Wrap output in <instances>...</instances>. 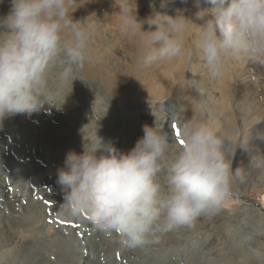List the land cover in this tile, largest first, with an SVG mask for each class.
Returning a JSON list of instances; mask_svg holds the SVG:
<instances>
[{"label": "clouds", "instance_id": "obj_1", "mask_svg": "<svg viewBox=\"0 0 264 264\" xmlns=\"http://www.w3.org/2000/svg\"><path fill=\"white\" fill-rule=\"evenodd\" d=\"M73 3L11 0L10 11L0 16V122L31 115L45 104L63 105L72 87L63 103H53L59 94L49 87L53 68H59L62 87L83 81L78 73L91 59L89 33L73 20ZM195 6L196 19L202 21L197 47L213 77L221 75L226 55L264 62V0H195ZM121 13L122 34L142 43L141 67L184 53L183 36L193 20L182 12L154 11L143 21L136 10ZM143 131L126 152L98 134L96 140L85 139L83 151H69L57 174L65 193L59 212L68 218L87 214L98 230L118 235L126 248L143 247L164 233L192 227L202 215L215 214L231 195L238 174L233 153L208 122L187 121L185 143L171 157L170 138L158 122ZM257 138L264 139V133ZM162 171L166 188L159 180Z\"/></svg>", "mask_w": 264, "mask_h": 264}, {"label": "bare ground", "instance_id": "obj_2", "mask_svg": "<svg viewBox=\"0 0 264 264\" xmlns=\"http://www.w3.org/2000/svg\"><path fill=\"white\" fill-rule=\"evenodd\" d=\"M7 7L11 9V0H0V16L10 11ZM201 23L196 19L187 27L183 36L184 53L173 58L169 68L173 72L171 79L166 76L167 71L163 72L164 86L178 93L179 100L187 107L180 117L182 123H175L173 117L177 111L164 104L161 111L147 112L143 124L132 120L130 138L137 142L144 135V126L158 122L170 138L168 156L171 157L181 146L180 140H184L183 124L191 120L208 122L226 141V147L234 155L233 169L242 170L241 176L233 179L231 195L219 211L202 215L196 220L200 223L192 227L160 235L146 249L122 246L118 235L98 230L91 221V227L84 234L80 231L79 243H88L81 264H264V208L250 201L255 200L251 196L255 194L261 196L264 205V161L257 162L264 155V141L257 138L258 131L264 127V108L259 106H264V62L226 55L221 75L217 77L210 74L206 65L204 74L197 78L202 87L216 91L214 99L208 94L196 96L189 85L183 88L187 76L180 72L186 70L190 62L195 64L198 55L202 56L197 49L201 31L198 24ZM58 72L59 68H53L49 76V87L59 92L53 103H63L72 87L60 85ZM94 73L97 74V70L86 64L78 75L84 81L98 84L102 79ZM73 85L76 87H72L59 109L45 104L31 115L17 114L0 122V177L6 162L13 164L11 176L8 173L6 180L0 179V264H63L66 248L53 246L48 232L52 227L45 203L51 191L42 182H35V174L45 176L47 155L52 158L49 164L61 167L69 151H83L85 139L96 140L97 134L103 139L109 136V130L95 122L109 115H102L105 107L101 101L77 93L79 90L89 92L90 88L84 83ZM97 113L102 116L95 117ZM173 125L180 130L179 136ZM127 142L117 149L130 151L132 142ZM159 178L165 179L164 171ZM160 182L162 187L166 185L165 181ZM243 199L251 203H244ZM56 225V230L52 229L55 237L56 232L62 231L61 225ZM107 236L119 239L120 243L111 248ZM72 240H76L74 235ZM67 245L72 251V246ZM110 249L113 261L105 259Z\"/></svg>", "mask_w": 264, "mask_h": 264}, {"label": "rangeland", "instance_id": "obj_3", "mask_svg": "<svg viewBox=\"0 0 264 264\" xmlns=\"http://www.w3.org/2000/svg\"><path fill=\"white\" fill-rule=\"evenodd\" d=\"M122 9H128L132 12L136 10L137 19L140 21L152 15L154 11L172 16H175L180 11L193 20L188 26L196 22L193 16L198 11L195 6V0H167L166 3H163V0H74L71 9L73 11L72 18L74 21L81 22L79 26L86 28L89 33L88 53L91 59L86 64L97 70V74H94L102 81L94 84L84 81L79 75L83 81L77 79L73 83H84L85 87L90 88L87 94L83 90H79L78 94L91 100L99 99L101 101L105 107L102 109V115L108 113L110 121H108L107 117H104L102 120L95 122L99 127L109 130V136L104 138V141H112L117 148L125 145L127 141V143L132 142L133 147L135 146L137 142L130 138L132 136L130 122L136 120L138 124H143L147 112L161 111L163 105L167 104V106H171L177 111V115L173 118L175 123L180 124L182 123V118L180 117L187 111V107L178 98L179 94L171 91L163 83L166 78L163 75L164 71H167L166 76L169 79L173 76V72L169 69L170 65L173 64V58L158 59L147 67H141L138 63V57L142 51V43L139 38H128L122 34ZM8 10L10 9L8 8ZM143 28L145 31L149 30L147 24H144ZM151 30H156V26L153 25ZM65 38L71 39V33L66 32ZM197 49L199 50V48ZM205 67L206 62L202 56H197L195 64L190 62L187 69L180 72L183 76H187V82L183 84V88L189 85L196 96L208 94L210 99H214L216 91L209 90L208 87H202L198 82L197 75L204 74ZM72 87L75 88L76 85ZM112 89L114 92H112ZM160 95H164V98H161ZM259 106L264 108L262 104H259ZM99 115L97 113L95 117H99ZM115 119H119L120 122L117 123ZM258 133H264V127ZM128 138L130 139L128 140ZM262 140L264 141V139ZM46 157H48L44 176L46 180L40 173H36L35 182H42L51 191L50 197H47L45 203L49 210V226L52 227L48 230L50 239L53 246L57 245V247L66 248V253L62 258L63 264H81V261H84L81 256L84 257L86 255L88 243L86 241H82L83 245L79 243V239L82 237L80 231L82 230L84 234L91 227V220L87 214H83L79 218H68L59 212V206L64 202L65 197L64 191L57 183V174L60 167H57L55 163H52L53 165L49 164L48 162L52 158L49 155ZM37 158L41 157L37 156ZM259 161H261L260 163L264 161V155L258 158L257 162ZM6 164V169L1 171V173L3 172L0 177L2 181L6 180L8 173V176H11L13 164L12 162H6ZM241 173L242 170L234 178L239 179ZM35 175L32 177L35 178ZM37 176L40 177L37 178ZM159 180L165 181V179L160 178ZM164 188H166V185H164ZM251 196L255 199L250 200L252 203L258 204L259 208H264L261 196H256L255 194H251ZM236 200L238 201V198ZM247 200L243 199L244 203H251ZM57 223L61 225L62 231L61 233L56 232L57 236L55 237L52 229L56 230ZM194 223L200 222L195 221ZM194 228H197V226ZM73 235L76 240H72ZM107 239L111 248L120 243L117 238L111 239L107 236ZM150 243L143 247L145 249L148 248ZM67 244L72 246V251L69 250ZM105 259L107 261L114 260L111 249L105 255Z\"/></svg>", "mask_w": 264, "mask_h": 264}, {"label": "snow or ice", "instance_id": "obj_4", "mask_svg": "<svg viewBox=\"0 0 264 264\" xmlns=\"http://www.w3.org/2000/svg\"><path fill=\"white\" fill-rule=\"evenodd\" d=\"M173 128H176V125L172 126ZM176 135L179 136L180 135V130L178 128H176ZM185 142L183 139L180 140V144L183 145Z\"/></svg>", "mask_w": 264, "mask_h": 264}]
</instances>
